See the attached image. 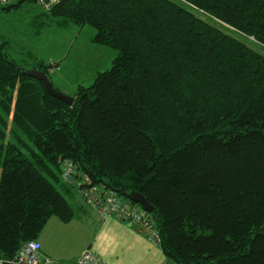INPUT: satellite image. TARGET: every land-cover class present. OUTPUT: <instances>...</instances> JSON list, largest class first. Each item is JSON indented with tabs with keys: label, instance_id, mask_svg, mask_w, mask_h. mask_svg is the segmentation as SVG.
<instances>
[{
	"label": "trees",
	"instance_id": "obj_1",
	"mask_svg": "<svg viewBox=\"0 0 264 264\" xmlns=\"http://www.w3.org/2000/svg\"><path fill=\"white\" fill-rule=\"evenodd\" d=\"M36 18L117 56L66 105L0 43V257L78 215L69 161L146 199L167 264H264V0H64Z\"/></svg>",
	"mask_w": 264,
	"mask_h": 264
},
{
	"label": "rangeland",
	"instance_id": "obj_2",
	"mask_svg": "<svg viewBox=\"0 0 264 264\" xmlns=\"http://www.w3.org/2000/svg\"><path fill=\"white\" fill-rule=\"evenodd\" d=\"M40 12L35 4L26 3L17 10L0 13V43L8 45L5 52L25 71L34 69L41 61L52 66L47 69L50 83L72 97L79 86L89 87L99 72L110 69L117 52L94 44L93 28L71 23L62 26L57 24L63 20L59 18L37 19L35 16ZM7 142L9 138L0 144ZM97 223V218L88 210L67 224L56 217L50 218L43 233L57 255L71 258L91 242ZM51 236L56 237L54 241Z\"/></svg>",
	"mask_w": 264,
	"mask_h": 264
},
{
	"label": "built area",
	"instance_id": "obj_3",
	"mask_svg": "<svg viewBox=\"0 0 264 264\" xmlns=\"http://www.w3.org/2000/svg\"><path fill=\"white\" fill-rule=\"evenodd\" d=\"M24 0H0V9L20 3ZM44 12L51 11L64 0H30ZM254 41L253 38L249 37ZM62 181L74 187L86 206L94 209L102 218L113 217L133 227L149 242L159 245L160 238L151 214L140 206L118 196L117 192L106 185L93 184L86 175L76 170L72 162L61 163ZM0 264H58L41 254L38 241L24 243L12 259L0 257ZM73 264H103L91 249L84 250Z\"/></svg>",
	"mask_w": 264,
	"mask_h": 264
},
{
	"label": "crops",
	"instance_id": "obj_4",
	"mask_svg": "<svg viewBox=\"0 0 264 264\" xmlns=\"http://www.w3.org/2000/svg\"><path fill=\"white\" fill-rule=\"evenodd\" d=\"M20 3H22L21 8L26 3L35 4L30 0H24ZM38 8L40 7L38 6ZM40 10L41 12L36 14L35 17L47 13L41 8ZM68 199L75 208H78V214L88 210L92 211L98 220L95 234L87 246H83L75 256L69 258L57 255L49 244V239L42 232L38 241L41 244V254L43 256L58 264H73L84 250L91 249L96 258L103 264H167L160 247L146 240L131 225L113 217L102 218L94 209L84 205L76 193H72ZM55 238L51 236V241H54Z\"/></svg>",
	"mask_w": 264,
	"mask_h": 264
},
{
	"label": "water",
	"instance_id": "obj_5",
	"mask_svg": "<svg viewBox=\"0 0 264 264\" xmlns=\"http://www.w3.org/2000/svg\"><path fill=\"white\" fill-rule=\"evenodd\" d=\"M25 74L31 76L32 78L40 81L42 83L44 91L49 94L51 97L58 99L59 101L63 102L66 105H71L73 100L71 97L55 90L50 83V80L48 79V76L41 71H37L35 69H31L28 71H23ZM130 202L137 204L140 206L143 210H145L148 213L153 212L152 206L146 201V199L139 193H134L131 196L124 195ZM155 218V216H153Z\"/></svg>",
	"mask_w": 264,
	"mask_h": 264
},
{
	"label": "bare ground",
	"instance_id": "obj_6",
	"mask_svg": "<svg viewBox=\"0 0 264 264\" xmlns=\"http://www.w3.org/2000/svg\"><path fill=\"white\" fill-rule=\"evenodd\" d=\"M36 241V240H35ZM38 241V240H37ZM39 242V241H38ZM40 243V242H39Z\"/></svg>",
	"mask_w": 264,
	"mask_h": 264
}]
</instances>
